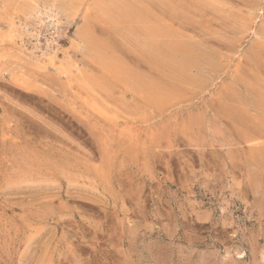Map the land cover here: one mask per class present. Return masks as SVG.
<instances>
[{
  "label": "rangeland",
  "instance_id": "1",
  "mask_svg": "<svg viewBox=\"0 0 264 264\" xmlns=\"http://www.w3.org/2000/svg\"><path fill=\"white\" fill-rule=\"evenodd\" d=\"M130 1L185 51L95 27L131 84L0 42V264H264V0Z\"/></svg>",
  "mask_w": 264,
  "mask_h": 264
},
{
  "label": "bare ground",
  "instance_id": "2",
  "mask_svg": "<svg viewBox=\"0 0 264 264\" xmlns=\"http://www.w3.org/2000/svg\"><path fill=\"white\" fill-rule=\"evenodd\" d=\"M134 6L130 0H0V19L7 26L3 31L0 29V42L11 46L3 58L19 59L44 72L53 70L93 94L96 91L90 85L94 78L88 73L90 67L98 66L122 83H134L116 57L97 39L95 27L112 28L134 49L161 64H169L172 53L185 52L175 40L168 44L164 39L169 35L161 30L163 27L157 25L158 30L152 22H146ZM72 27L75 31L69 37V46L63 48L60 37L64 28ZM42 37L46 50H41L43 53L39 55ZM74 53L80 55L81 60L74 58Z\"/></svg>",
  "mask_w": 264,
  "mask_h": 264
},
{
  "label": "built area",
  "instance_id": "3",
  "mask_svg": "<svg viewBox=\"0 0 264 264\" xmlns=\"http://www.w3.org/2000/svg\"><path fill=\"white\" fill-rule=\"evenodd\" d=\"M43 50H46V48H45V49H43Z\"/></svg>",
  "mask_w": 264,
  "mask_h": 264
}]
</instances>
